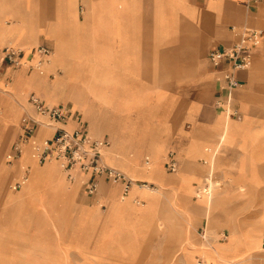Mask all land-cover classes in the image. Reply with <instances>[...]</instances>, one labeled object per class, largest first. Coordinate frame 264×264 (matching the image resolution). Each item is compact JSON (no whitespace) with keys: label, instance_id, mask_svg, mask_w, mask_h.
<instances>
[{"label":"crops","instance_id":"1","mask_svg":"<svg viewBox=\"0 0 264 264\" xmlns=\"http://www.w3.org/2000/svg\"><path fill=\"white\" fill-rule=\"evenodd\" d=\"M42 3L46 16L40 14ZM231 25L260 28L263 35L252 52L253 66L237 70L238 84L229 88L223 79L227 62L214 66L208 54L238 38ZM39 45L51 48L44 58L37 53ZM6 46L22 50L18 65L4 58ZM33 62L36 83L23 87ZM263 73L264 0H0V84L19 79L17 91L24 89L30 104L18 107L15 118L3 123L8 139L7 147L0 148L7 155L0 163V195H5L0 207V264L10 258L18 262L22 256L26 264H42V254L33 250L12 254L9 231L23 230L32 219L42 235L57 239L58 226L68 222V204L76 212L73 231L76 222H90L93 214L113 211L117 205L126 214L136 211V201L156 205V195H180L188 208L194 185L211 171L198 162L204 150L233 182L245 186L241 195H252L260 181L254 162L257 152L264 150L262 128L251 127L262 111L258 105L264 107ZM32 92L69 114L52 121L36 113L28 99ZM2 96L0 104L15 101L6 92ZM60 102L70 103L72 109ZM157 103H172L170 114L161 118L151 113L148 104ZM225 105L234 113L220 110ZM133 115L141 120L131 122ZM23 121L32 126L36 122L26 140L34 135L35 149L23 146L32 159L16 161L20 148L8 164L9 144L21 133ZM57 128H82L92 138L109 139L102 150L104 161L154 187L135 183L123 194L121 184L107 187L109 181L99 177L96 191L88 193V174L75 171L69 180L63 162H53L54 157L39 162L40 149ZM169 148L175 151L177 168L165 172ZM191 149L195 153L186 159V150ZM142 154L149 160L143 162ZM252 182L255 187L249 188ZM188 209L195 221L202 219V207L194 204ZM156 220L166 224L160 216ZM242 264H264V257Z\"/></svg>","mask_w":264,"mask_h":264},{"label":"rangeland","instance_id":"2","mask_svg":"<svg viewBox=\"0 0 264 264\" xmlns=\"http://www.w3.org/2000/svg\"><path fill=\"white\" fill-rule=\"evenodd\" d=\"M33 63L32 70L27 71L31 72L27 74L22 82L23 87L29 84L35 85L36 83L33 77L36 65L35 62ZM23 65H25V61H21L20 66L23 67ZM252 66L251 58L246 69ZM262 75L264 76V73ZM19 85V79L14 84H0V102L3 100L2 92H6L15 100L14 102L8 101V105L0 104L2 124H8V118H15V111L18 107L30 105L25 90L20 89L17 91ZM60 103L66 104L72 109L70 103ZM148 105L152 106L151 113L155 112V116L161 118L170 114L172 107V103ZM258 106L262 111L259 112L258 118L253 121L251 127L258 130L262 128L260 133L263 135L259 138L264 139V107L262 105ZM225 107L230 110V113H234L231 106L225 105ZM76 111L79 110L76 109ZM46 118L49 119L47 116ZM130 120L136 123L141 119L133 115ZM13 123L14 120L11 121L12 125ZM2 124L0 125V145L7 132V127ZM25 125L24 122L21 125V133L17 134L9 144L11 158L6 160L8 164L15 161L19 149L22 150L23 145L28 142H22L19 146V141L27 139L33 131V129L25 131ZM187 125L184 124L183 126L187 127ZM35 126L36 123L34 122L33 127ZM24 131L27 136L22 135ZM103 134H107L109 138L107 131H104ZM103 134L96 137H102ZM170 150L172 149L169 148L166 154ZM171 152L175 154V151ZM208 152L204 150L203 154L199 156L198 162L201 164L206 163L211 167V171L204 172L200 182H196V186L194 185L195 192H193L188 206L190 208L196 204L198 207H202L203 217L200 222L195 221L197 217L185 207L184 200L180 195H156L158 197L156 205L143 206L136 204L138 203L136 201L135 207H133L137 210L129 214H126L119 207V218L110 222L109 220L100 221L95 219L96 215L106 214L110 209L103 212L98 211L97 214L92 215L90 222H76L73 231L76 212L74 205L68 207V204V222L58 226L59 237L57 239L51 234L42 235L43 231L36 228L37 225L32 219L29 220L23 230H10V237L7 238V242L11 244L12 254L21 249H30L35 254H42V264H242L245 260H257L259 256L264 257V213L262 214L264 209V150L257 152V158L254 162L260 181L252 195H241L245 186L233 182L231 176L223 168H218L213 156L211 162H209ZM194 153V149L186 150V159H189L190 155ZM22 155L21 153L19 159ZM141 156L143 162L149 160L146 155L142 154ZM6 157V153L0 151V163ZM165 158L166 155L163 162ZM53 162L61 164L63 161L60 158L54 159ZM40 163H43V161ZM240 165H242V162ZM163 167L165 172H170L166 169L164 163ZM208 176H210L208 192H202L200 187L203 186L205 178ZM238 178L240 177L238 176ZM19 182L20 177L15 185L17 186ZM15 185L12 184L11 189L15 190ZM105 185L111 187L114 184L106 182ZM248 187H255V184L253 182L248 183ZM198 190L201 193L196 194ZM230 193L231 195H228ZM212 196L221 199V206L218 204L219 206H212L209 209L206 204ZM4 198L5 195H0V207ZM69 203L71 202L69 201ZM98 203L100 204L102 201L99 200ZM229 203L231 204L228 207L224 206ZM105 207L104 204L101 205V209ZM208 212L210 214H207ZM156 216L163 218L166 224L161 225L157 222ZM194 225H198L197 228ZM256 241L259 243V249L255 247ZM25 259L26 257L22 256L16 262L15 259L10 258L6 264H26Z\"/></svg>","mask_w":264,"mask_h":264},{"label":"built area","instance_id":"3","mask_svg":"<svg viewBox=\"0 0 264 264\" xmlns=\"http://www.w3.org/2000/svg\"><path fill=\"white\" fill-rule=\"evenodd\" d=\"M230 29L238 33V38L226 47L212 48L208 54L214 66H218L222 61L227 62V67L223 71V79L229 88L237 86L238 79L235 75L236 71L247 67L250 58V49L263 35V30L260 28L231 25ZM36 50L40 58H44L50 53V48L46 45H39L36 47ZM3 54L8 63L18 65L23 52L17 47L6 46L3 49ZM28 67L32 68V65H28ZM28 99L36 112L47 116L49 120H64L69 114V111H65L61 106H49L45 104L33 92L29 93ZM29 125L31 124L27 123L25 125V131L33 129L34 125H31V127ZM25 131L22 135H25ZM26 140L24 139L22 141ZM45 144L46 146L40 149L39 162H44L49 157L61 158L63 161L62 170L69 180L75 178V171L88 174L86 184V191L88 193H94L96 191L99 177H103L110 183L121 184L123 194L127 193L135 183L139 186L148 185L154 187L152 183L134 179L121 169L105 162L102 150L109 146V139L92 138L82 128H74L71 130L57 128L53 136L45 140ZM166 167L170 171H175L177 168V161L171 151L167 154ZM209 178L210 176L205 178L203 186L200 187L202 192H208ZM199 193L201 192L198 190L196 194Z\"/></svg>","mask_w":264,"mask_h":264},{"label":"bare ground","instance_id":"4","mask_svg":"<svg viewBox=\"0 0 264 264\" xmlns=\"http://www.w3.org/2000/svg\"><path fill=\"white\" fill-rule=\"evenodd\" d=\"M33 2V1H32ZM30 3H31V1H30ZM32 5H33V3H32ZM75 5V4H74ZM31 7V6H30ZM30 10H32V9H30ZM33 11V10H32ZM40 14L42 15V16H46V14H47V11H46V8L44 7V4L42 3V6H41V12H40ZM33 17V16H32ZM31 19V18H30ZM32 21V20H31ZM31 23V22H30ZM30 26V28H31V25H29ZM32 36V35H31ZM259 41H260V39L257 41V43L255 44V45H252V47H251V51H250V58H249V61H248V64H247V67L249 66V64H250V60H251V58H252V52H254V50L256 49V46L258 45V43H259ZM255 48V49H254ZM253 49V50H252ZM55 52V51H54ZM34 64V63H33ZM35 65H37V62H35ZM246 69V68H245ZM249 69V68H248ZM33 77L35 78V72L33 73ZM32 77V78H33ZM31 78V79H32ZM33 81V80H32ZM30 85V84H29ZM19 103V102H18ZM24 105V104H23ZM222 105V104H221ZM227 107V106H226ZM226 107H222V108H220V110H227V108ZM232 114V113H231ZM6 134V133H5ZM7 139H8V136H7V134L4 136V138H3V140H2V144L0 145V148L3 150L4 148H6L7 147ZM35 142H36V140L34 139V135H32V137H31V139L28 141V142H26L24 145H26L27 146V148H29V149H34V146H35ZM23 145V146H24ZM46 146V144H44L43 146H42V148H44ZM27 148H25V147H22V157L19 159H17L16 161H18V162H20V161H22V160H27V161H30L31 159H32V156L30 155V153H29V151H28V149ZM41 148V149H42ZM208 154H209V156H208V158H209V162H211V158H212V153L209 151L208 152ZM51 157H49V158H46V159H50ZM38 159H39V155H38ZM54 159H58V158H53V160ZM57 164H60L59 162H56ZM26 184V183H25ZM141 187V186H140ZM144 190V189H143ZM142 193V192H141ZM144 193V192H143ZM146 196V195H145ZM220 201H221V199L220 198H218L217 196H212L211 198H210V200H209V202H208V204H206L207 206H209V209H211V207L213 206H217L218 204L220 205ZM223 201V200H222ZM153 203H151V202H148L147 204H140V205H143V206H145V205H152ZM218 205V206H219ZM142 206V207H143ZM221 206V205H220ZM135 207V206H134ZM133 207V208H134ZM205 207V206H204ZM115 209H113V211H108L106 214H98V215H96L95 216V219H99L100 221L102 220V221H107V220H109V222L110 221H112L113 219H116V218H119L118 216H119V214H120V211H119V207L118 206H115L114 207ZM139 208V207H138ZM221 208V207H220ZM135 210H137V208H134ZM98 213V212H97ZM207 214H210V212H208ZM205 221V220H204ZM197 222H200V221H197ZM194 223H196V222H194ZM206 223V222H205ZM183 224V223H182ZM188 224V223H187ZM196 225H194V227H195ZM193 233V232H192ZM239 238V237H238ZM186 240V239H185ZM234 240V239H233ZM179 245V244H178ZM181 245V244H180ZM255 247H258L257 249H259V243H258V241H256V245H255ZM217 251V250H216ZM256 251V250H255ZM259 252V251H258ZM214 253H216V252H214ZM221 256V255H220ZM232 260V259H231ZM236 260V259H235ZM221 261H223V260H221ZM233 261V260H232ZM242 262V261H241ZM241 264V263H240Z\"/></svg>","mask_w":264,"mask_h":264}]
</instances>
